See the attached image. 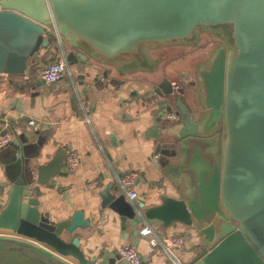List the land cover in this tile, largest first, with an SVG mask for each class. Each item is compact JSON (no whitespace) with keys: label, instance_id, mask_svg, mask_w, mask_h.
<instances>
[{"label":"water","instance_id":"95a60500","mask_svg":"<svg viewBox=\"0 0 264 264\" xmlns=\"http://www.w3.org/2000/svg\"><path fill=\"white\" fill-rule=\"evenodd\" d=\"M199 28L218 30L223 42L196 67L191 97L197 102L192 107L184 99L189 84L166 77L152 84L151 96L161 165L185 160L192 190L152 206L117 199L112 209L136 238L145 222L195 226L201 239L184 264H264V0H0V73L34 77L38 85L39 69L53 55L39 50L52 41L73 48L83 43L114 60L142 55L151 45L194 42ZM173 108L176 118L170 119L166 113ZM199 109L204 115L195 118ZM25 149L10 141L0 150L9 186L0 227L27 241L0 237V250L71 264L41 252L37 244L45 242L77 264H120L117 251L107 247L86 256L76 233L91 225L82 210L55 221L38 209L35 184L46 185L61 171L66 150L59 147L34 165Z\"/></svg>","mask_w":264,"mask_h":264},{"label":"crops","instance_id":"0c3cea01","mask_svg":"<svg viewBox=\"0 0 264 264\" xmlns=\"http://www.w3.org/2000/svg\"><path fill=\"white\" fill-rule=\"evenodd\" d=\"M200 30L205 29H197L196 39L202 36ZM167 45L170 44L148 46L142 55L105 60L92 54L83 43L73 48L65 40L52 41L39 52H53L48 62L65 57L66 68L57 82L43 81L37 85L34 77L0 73V129L12 131L11 141L25 146L32 163H46L59 147L66 153L75 149L81 156L73 170H68L64 164L48 184L36 183L35 195L39 200L38 209L55 221L74 210L83 211L91 225L78 228L76 233L87 257L101 246L117 251L123 244H133L140 254L141 264H172L162 250V243H168L177 233L185 236L184 245L175 249L182 264L198 249L195 245L201 237L195 226L176 222L162 228L159 223L151 224L159 241L151 245L146 237L138 235L136 238L128 220L122 225L112 209L117 199L134 206L143 200L144 206H152L159 204L165 195L178 198L192 190L190 174L183 168L185 160L164 168L156 149L157 139L153 136L157 110L151 103L152 84L166 77L172 83H194L197 92V82L195 76H191L188 63L190 58L187 55L165 57L159 53V48ZM70 53L74 55L72 60L67 59ZM206 60L198 63L194 72ZM190 88L191 91H185L184 99L193 107L197 99L191 97L194 89L192 85ZM175 111L173 108L170 112ZM193 114L200 118L204 111L195 110ZM30 119L34 124L29 123ZM131 170L138 174L135 200H129L118 185V177ZM4 182L0 162V212L8 202L9 186ZM0 237L27 241L8 227H0ZM37 245L51 258L77 264L72 256H60L48 243ZM118 263L127 264L122 258ZM0 264L44 263L16 250H0Z\"/></svg>","mask_w":264,"mask_h":264},{"label":"built area","instance_id":"2783aa9c","mask_svg":"<svg viewBox=\"0 0 264 264\" xmlns=\"http://www.w3.org/2000/svg\"><path fill=\"white\" fill-rule=\"evenodd\" d=\"M65 68V57L50 61L41 69V79L47 84L55 83L62 77ZM168 118L174 119L176 118V114L170 112L168 113ZM29 123L34 124V120L30 119ZM12 138L13 133L10 129H0V148L6 146ZM80 158L81 156L77 150L69 149L66 153V168L68 170H73L79 163ZM137 178L138 174L134 170L128 171L118 177V185L129 200H135L138 197V193L134 188ZM138 235L146 237L151 245H156L159 242L152 225L149 223H144L138 228ZM184 243L185 236L182 233L174 234L170 237L168 243H162V250L168 256L172 264H182L175 253V249L182 247ZM117 253L120 258H124L129 264H141L140 254L133 244L121 245L117 249Z\"/></svg>","mask_w":264,"mask_h":264},{"label":"rangeland","instance_id":"374dc122","mask_svg":"<svg viewBox=\"0 0 264 264\" xmlns=\"http://www.w3.org/2000/svg\"><path fill=\"white\" fill-rule=\"evenodd\" d=\"M217 31H214L212 29H205L203 31L200 30L199 33L202 36L196 39L194 42H187L183 44L174 43L167 45L164 48L162 46L161 48H159L161 49V52L159 53L165 55V57L170 58H180L184 55H187L190 58V61H188V63L190 64L191 68V76L194 77L195 66L209 57L211 51L214 49L215 42L218 41V39H221L220 37H218V35H216ZM213 37H215L216 41L213 40ZM122 259L126 261L127 264H129L127 260H125L124 258Z\"/></svg>","mask_w":264,"mask_h":264},{"label":"flooded vegetation","instance_id":"af4514ba","mask_svg":"<svg viewBox=\"0 0 264 264\" xmlns=\"http://www.w3.org/2000/svg\"><path fill=\"white\" fill-rule=\"evenodd\" d=\"M217 38V37H216ZM213 40L216 41L215 37H213ZM223 41L218 39V41L215 42V46L218 45L219 43H222ZM192 85V88L194 89V91L196 90L195 84H189V86Z\"/></svg>","mask_w":264,"mask_h":264},{"label":"trees","instance_id":"16d2710c","mask_svg":"<svg viewBox=\"0 0 264 264\" xmlns=\"http://www.w3.org/2000/svg\"><path fill=\"white\" fill-rule=\"evenodd\" d=\"M73 58H74V55H73V54H71V53L68 54V56H67V59H68V60H72Z\"/></svg>","mask_w":264,"mask_h":264}]
</instances>
